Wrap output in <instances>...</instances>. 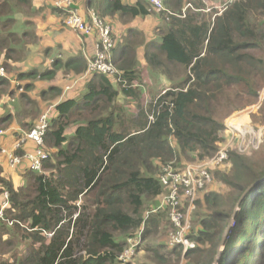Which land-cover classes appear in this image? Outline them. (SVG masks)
Returning <instances> with one entry per match:
<instances>
[{
    "label": "trees",
    "instance_id": "trees-1",
    "mask_svg": "<svg viewBox=\"0 0 264 264\" xmlns=\"http://www.w3.org/2000/svg\"><path fill=\"white\" fill-rule=\"evenodd\" d=\"M82 2L111 28L112 63L120 74L92 73L85 79L87 95L51 103L55 112L44 137L48 158L41 173L26 168L24 183L16 187L0 169V191L8 194V206L1 207L5 210L0 221V264H122L127 240L138 235L144 240L158 230L163 213L147 218L146 213L157 208L164 194L160 181L164 168L173 164L179 169L212 158L225 140V114L255 104L264 88V0H236L211 22L191 9L184 16L188 2L205 9L202 2L166 0L170 19L154 36L158 52L148 50L145 55L153 74L169 77L182 72L181 81L162 91L148 109L140 107L131 125L124 127L125 108L117 91L138 97L133 82L141 81V71L127 59L130 52L125 45L142 38L133 22L152 14L144 0ZM31 3L0 0V67L10 74L17 52L18 62L23 57L18 49L25 48L28 35L15 30L14 14ZM125 17H130L135 30L117 35V24L125 25ZM132 33L140 36L130 41ZM75 35L81 43L88 39ZM89 56L93 58L91 52ZM56 59L51 70L34 69L26 77L51 80L63 69L76 77L88 72L76 57L66 62ZM122 75L126 87L118 82ZM23 77L18 75V80ZM9 89V81L0 77V98ZM51 95L57 98L60 91L51 89L45 97ZM34 113L36 119L40 112ZM39 118L26 124L24 132H30ZM70 128H75L72 138L67 135ZM22 154L19 149L18 155ZM260 155L229 151V171L211 170L214 182L229 192L208 190L197 200L199 228L189 238L198 246L186 253L188 258L202 257L196 264H213L238 201L264 179V155ZM50 233L54 235L48 238ZM224 245L219 264H264V183L244 197ZM146 252L159 264L167 258L161 246Z\"/></svg>",
    "mask_w": 264,
    "mask_h": 264
},
{
    "label": "crops",
    "instance_id": "crops-1",
    "mask_svg": "<svg viewBox=\"0 0 264 264\" xmlns=\"http://www.w3.org/2000/svg\"><path fill=\"white\" fill-rule=\"evenodd\" d=\"M144 1L147 2V0ZM52 3L53 2L51 1L45 0H32L31 7L22 5L21 7L17 8V11L14 14V18L16 21L15 30L18 32L22 30L21 32L28 33V35L25 38V48L18 49L22 51L23 57L18 62L17 52V62H11V69L13 70V74L5 71L7 74V78L5 79L9 81L10 89L0 98V128L7 130V133L4 136L0 137V149L14 151L13 153L17 155L18 149H16L15 146L18 140V134L26 131V124L30 126L32 125L31 123H35L39 116L48 107L54 106L51 104L52 102H55L56 100L65 101L68 99L83 97L89 92L86 81L80 78H78L77 81L71 80V84L65 82L64 85V83H62V81L58 79V77L62 79V74L60 73L62 70H60L56 77L51 80L31 79L26 77V74L34 71V69L40 70V73L46 72L45 70H51L53 67V60H57L56 58L54 59V57L59 56L60 54L66 56L61 58L65 62L68 59L76 57L81 61L84 70L88 67L90 50H88V48L83 45L78 38L77 41L74 39V36L77 37L74 32H71L67 29L69 31L68 33H65V36L67 37L64 36L62 31L66 28L62 27V17L59 15V13H57L60 11L55 9ZM28 8L29 10L31 9V11L35 12L41 10L43 12L40 18L41 21L36 19L35 17L31 19L19 18L24 15L23 12L28 10ZM77 8H85L84 2H80ZM85 11L86 13H88L89 10L85 8ZM140 19L143 20L145 18ZM124 22L126 26L125 30H135L133 27H131L132 21H130V17H125ZM163 23L164 22H161L160 25H162ZM23 26L25 27L24 29H22ZM69 34L72 35V37H68ZM157 34H161V30L158 29ZM132 35H134V33H132L131 36ZM151 35L152 34L146 33L143 30L142 38L136 39L135 41L131 42L132 44L128 42V44L125 45V47H128L127 51L130 52V55L127 59H129L134 64V66L141 71V81L133 82V87L135 88L138 97H125L128 94L122 91H117L118 95H120L118 101L125 108V113L122 114L124 127H129L131 125L133 119L138 116L140 107H142V109H148L153 104V102H156V99L161 95L160 93L162 91L165 92L168 89H171L172 87H174V85L179 84L181 81L180 74H174L169 77L161 75L162 77H164V79L170 82V86L165 89H155L156 87H152V85H154V82L149 77L153 76L154 74L148 67L150 63L145 54L148 50L150 53L158 52L157 45H159V41L157 37H153V39ZM128 39L131 41L132 38L128 36ZM153 40H155L156 46L153 45L148 48V41L151 42ZM123 41L125 40H121V42ZM119 48L118 52L120 53L121 49ZM2 59L4 60L3 54ZM20 74L24 76L21 81L18 80V75ZM120 80L121 81L118 82L122 84L123 87H126L125 83H128L123 75ZM116 83L117 81L114 82V84ZM145 84L147 85L145 86ZM68 85H70L69 91L65 93V87ZM122 86L119 85L118 89L122 90ZM54 88L60 91V95L57 98H52L51 95L48 97L49 99H47L45 97V94L50 93L51 89ZM20 90H24V93L19 92ZM144 91H148L149 95L147 93L144 95ZM24 95H26L25 97L28 96L30 100L24 99ZM143 95L145 97H143ZM143 98L145 101H143ZM259 98L261 103L264 102V93H260ZM34 112H40V115L36 119H33V116H36ZM55 114H57V111ZM9 118H11V120H8ZM118 129L119 125L117 130ZM74 133L75 128H70L67 131V135L70 136L69 138H72L75 135ZM32 145L34 146L33 143ZM13 146L14 148H12ZM15 168L16 167H12L10 162H8L6 154L0 153V169L2 170V176L6 179L12 180L14 185L18 187L24 183L23 173L25 172L24 170L27 167L26 165H22L20 167H17V169ZM4 195L5 193L3 194L0 191V205H2L3 202L5 203V199L3 197ZM48 238L50 237L48 236Z\"/></svg>",
    "mask_w": 264,
    "mask_h": 264
},
{
    "label": "rangeland",
    "instance_id": "rangeland-1",
    "mask_svg": "<svg viewBox=\"0 0 264 264\" xmlns=\"http://www.w3.org/2000/svg\"><path fill=\"white\" fill-rule=\"evenodd\" d=\"M40 1H42V0H40ZM82 1L83 0H72L71 6L72 7L78 6L79 3ZM85 1H86V3H88L90 0H85ZM124 1L127 4L134 3V0H124ZM196 1L202 2L205 5V9H202L203 7L202 8H199V7L196 8L193 6L194 3L192 4L191 2H188V5L186 6V8H184V11H183L184 16L186 15V13H188L189 9H191V10L195 11L194 13L197 12V14H198V12H201V14L207 16V19H205V20L208 22H211L213 20V18L215 17V15L218 14V12L220 13L219 15H221L226 10V8H227L226 5L234 2L232 0H196ZM43 3H45V2H43ZM52 4L54 5V3H52ZM146 5H147V8L150 10L152 15L149 16L148 18L143 19V20L138 19V20L134 21L133 24L135 26H137V28L139 30H141L142 32L144 30L146 33L152 34L151 36L154 37L157 34L160 23L161 22H168L170 19V16L167 13H165L164 11H159V9H164L165 0H147ZM57 10H60V9H57ZM91 10L92 9H89V14H88V13H86V11L84 9H80L82 15L85 17V19L87 21H90V17H92ZM60 12H62L64 15L62 17V21L64 23L65 19H66L65 15H68V12L66 11V9L64 7H62V11H60ZM60 12H58V13H60ZM42 13L43 12L41 10L35 12V11H31V9L29 10V8H28V10L23 12L24 15L22 17H19V18L31 19V18L35 17L36 19L41 21L40 18H41ZM113 23L115 24V22H113ZM155 25H157V26H155ZM65 28L66 29H64L62 31L64 36H65V33L69 32L68 30H70L71 32H74L72 29H69L66 26H65ZM22 29H23V27H22ZM125 29H126L125 25L117 24L116 34L118 35L119 31H120V33H122V31H124V35H126ZM95 32H96V28H95V31H93V35L87 36L88 37L87 40H82L83 45H85L87 48H88V45L91 47L90 52L93 54L95 53L94 46H93V44L95 43L94 37H93ZM142 32H140V33H142ZM102 35L105 36L104 39H107L105 32H102ZM137 36H140V35H137ZM137 36L132 35L131 38H134ZM65 37H67V36H65ZM68 37H72V35L69 34ZM108 37L109 38L111 37L110 31H109ZM74 39L77 41V37L74 36ZM86 44H88V45H86ZM22 49H24V48H22ZM63 57H66V56L60 54L59 56L54 57V59L55 58H63ZM103 58L104 57L101 58L102 62H103ZM60 73L62 74V79L59 77H58V79L60 81H62V83H64V85H65V82L71 84L70 83L71 80L77 81L78 78L85 81V79L88 76H90L93 72H89V73L87 72L82 77H76L72 74H69L66 72L65 69H63ZM181 73L182 72H180L178 74H181ZM110 77H112V76H110ZM149 78L153 80L154 85H152V87H156L155 89H157V88L165 89V88L170 86V82L168 80L164 79V77H162L161 75L154 74L153 76H150ZM146 85L147 84H145V86ZM69 86L70 85L65 87V93H67V91H69ZM146 93L149 95L148 91H146V92L144 91V95ZM164 93L165 92H163V94ZM260 93L261 94L264 93V88L261 90ZM144 95H143V97H145ZM143 101H145L144 98H143ZM141 104H142V100H141ZM130 105H132V104H130ZM18 106H19V103H18ZM46 112L53 114L54 106L48 107L46 109L45 113ZM223 122H224V125L226 128V131L223 135L225 140H224L223 144L220 146V148L228 146L229 151H234V152H237L241 155H245V156H249V157H257L258 158L261 156L260 154L264 155V102L261 103L260 98H258V100L255 104L245 105L244 107H240V109H238V110L232 111L228 115L225 114V119L223 120ZM230 123L235 127L238 126L242 135H243V133H248L251 135V137L249 135H246L245 140H242L243 136L240 137L239 134H235V135L230 134V131L227 128V126H229ZM0 130H3L5 132L7 131V130L1 129V128H0ZM23 133H25V132H23ZM4 135L5 134L0 135V137H2ZM17 144H18V140L16 142V145ZM19 145L23 151V154L25 153V151L34 150V147H35L32 145V142H30L29 140H25L23 142H20ZM29 146H31V147H29ZM12 148H14V146ZM16 149H18V148H16ZM10 152H14V151H9V150L7 151L5 149H0L1 154L4 153L7 155ZM23 160L25 161L24 157H23ZM227 161H228V159L226 161H224V163L220 166H217V167L213 166L212 170L214 171V170L219 168V169L224 170V171H229L230 165L226 164ZM25 163L26 162H23L20 166H22V165L25 166L26 165ZM183 163H186V161H183ZM187 164L189 165V163H186V165ZM20 166L16 165L15 169H17V167H20ZM213 181H214V179H213ZM215 184H213L209 188V192H212V191L216 192L217 191V192L225 194V195L228 194L229 191L226 187H224L223 185H220L218 183L216 185ZM3 197L5 199V203L3 202V204L0 205V210H1V207L3 205L5 206V208L8 206V201H7L8 198H6L5 195ZM158 203H160V200L158 201ZM187 207H188V205H185L184 209L186 210ZM236 209H238V208H236ZM4 210L5 209L2 210L3 213H4ZM197 210H198V208L196 205L195 211H193L191 213L189 212V214H187V213L184 214V221L182 223V226H184V224H186L185 220L188 218L190 231H191L190 234L191 233L193 234L194 232H196L195 230L197 228H199V223H197L198 222L197 212H200V210H198V211ZM149 214H150V211L148 213H146V218L148 216H150ZM161 215H162V218H161V222H160V225L158 227V230L154 231L149 237L147 236L146 239H144V240L141 239L140 244L138 246L139 247L141 246L143 248V250H139V247L137 246L138 248L133 249L132 254L126 255V253H124V257H126L127 260H125L126 261L125 263H122V261H121L122 264H128V263H130V264H159L158 262L150 259L149 254L146 252L147 248H152V247H156V246L163 247L164 252H167V258L160 261L161 264H196V262L200 258L199 256H195L193 259L188 258L186 256L185 252L183 251L184 248H181V246H178L177 248H174V249L170 247V244L175 239L178 238L179 233L181 232L182 229H180L179 227H176L174 225H171L169 217L166 213H163ZM1 220H4V219H1ZM235 221H236V218L234 220L230 221V223H232V225H231L232 227L235 225ZM176 224L179 225V222H177ZM190 234H189V236H190ZM136 237H133V239L127 240V245L125 248L126 251L131 249L133 247V245L138 241L136 239ZM196 246H198V245L196 244ZM144 247H145V250H144ZM222 247L223 246L221 245L218 248V253H217V255H215L213 264H219V262L217 261V258L221 254L220 252H221ZM206 248H208V247H206ZM201 258H200L199 263L202 261Z\"/></svg>",
    "mask_w": 264,
    "mask_h": 264
},
{
    "label": "built area",
    "instance_id": "built-area-1",
    "mask_svg": "<svg viewBox=\"0 0 264 264\" xmlns=\"http://www.w3.org/2000/svg\"><path fill=\"white\" fill-rule=\"evenodd\" d=\"M54 3L55 9H60L62 7L66 9L68 15L66 16L64 25L72 29L74 33L80 34L82 36H91L96 37L94 40V50L93 58H88V73H102L107 76H118L120 72L113 65V56L111 50L115 47V39L111 28L107 26L105 22L96 14L94 10H91L92 17L90 21H87L82 15L80 9L76 6H71L72 0H46ZM235 1V0H232ZM159 11L168 12L164 6V9H159ZM89 14V11H88ZM109 31L111 37H108ZM102 32H105L107 39H104L105 36L102 35ZM103 58V62L101 58ZM0 77L7 78V74L4 68L0 67ZM46 111V110H45ZM45 111L41 114L39 120L37 121L35 127L30 132H25L24 135L18 139V144L16 148L21 149L19 143L25 140H29L34 144V150L25 151L23 155H17L13 152L8 153L7 159L10 162L12 167L16 165L20 166L23 162H26V167L35 172L41 173L43 171V163L48 158V153L44 149V137L46 131L49 127V121L52 118L53 114ZM154 118L150 116L152 121ZM227 128L230 131V134L235 135L239 134L242 137V140H245L248 133H242L239 130L238 126H233L231 123ZM7 132L0 130V135L6 134ZM229 149L228 146L219 148L218 152L210 159H207L203 162H195L187 165L183 168H175L173 164L164 168L163 174L160 176V181L162 187L164 188V194L160 198V203L157 208H154L150 213L160 211L161 213H166L169 217L171 225L179 227L181 232L177 239H175L171 244V248H177L182 246L184 248L185 254L190 250L196 247V244L189 238L190 226L188 218L185 220L186 224L182 226L184 221V214L193 212L197 205V200L201 197L202 192H207L209 188L215 184L213 181L212 167L220 166L228 159ZM23 157L25 161L23 160ZM6 198L8 194L6 193ZM188 205L187 209H184V206ZM5 209V208H4ZM3 208L0 210V220L4 219V213L2 212ZM186 211V212H184ZM179 222V225L176 223ZM142 234V232H141ZM54 234L50 233L47 236L52 237ZM133 239V238H131ZM138 240L131 249L125 250L126 255L132 254L133 249L137 248L140 244L142 236L138 235L136 237ZM124 253L120 257V261L125 263L127 260L124 257Z\"/></svg>",
    "mask_w": 264,
    "mask_h": 264
},
{
    "label": "water",
    "instance_id": "water-1",
    "mask_svg": "<svg viewBox=\"0 0 264 264\" xmlns=\"http://www.w3.org/2000/svg\"><path fill=\"white\" fill-rule=\"evenodd\" d=\"M263 183H264V179H262V180L256 182L255 184H253L252 186H250V187L244 192V194L242 195L241 199H240V200L238 201V203H237V207H236V208H238V209H235L234 214H233L231 220H234V219L236 218V214H237V212H238V210H239V207H240V205H241V203H242L244 197H245V196H246V195H247L252 189L258 188V187H259L261 184H263ZM231 225H232V223L229 224V226H228V228L226 229L225 234H224V236H223V240H222V242H221V245H222L223 247L221 248V252L224 250L225 240H226V237H227V235H228V232L230 231V228L232 227ZM221 252H220V253H221ZM220 256H221V254H220ZM220 256L217 258V261H219Z\"/></svg>",
    "mask_w": 264,
    "mask_h": 264
},
{
    "label": "clouds",
    "instance_id": "clouds-1",
    "mask_svg": "<svg viewBox=\"0 0 264 264\" xmlns=\"http://www.w3.org/2000/svg\"><path fill=\"white\" fill-rule=\"evenodd\" d=\"M6 194V193H5ZM194 249V248H193Z\"/></svg>",
    "mask_w": 264,
    "mask_h": 264
},
{
    "label": "bare ground",
    "instance_id": "bare-ground-1",
    "mask_svg": "<svg viewBox=\"0 0 264 264\" xmlns=\"http://www.w3.org/2000/svg\"><path fill=\"white\" fill-rule=\"evenodd\" d=\"M239 125V124H238Z\"/></svg>",
    "mask_w": 264,
    "mask_h": 264
}]
</instances>
